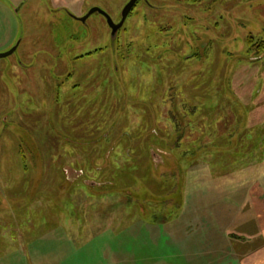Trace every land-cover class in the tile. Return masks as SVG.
<instances>
[{"label": "rangeland", "instance_id": "obj_1", "mask_svg": "<svg viewBox=\"0 0 264 264\" xmlns=\"http://www.w3.org/2000/svg\"><path fill=\"white\" fill-rule=\"evenodd\" d=\"M128 1L0 0V264L150 263L153 186L262 193L264 0H137L114 36L78 19Z\"/></svg>", "mask_w": 264, "mask_h": 264}, {"label": "crops", "instance_id": "obj_2", "mask_svg": "<svg viewBox=\"0 0 264 264\" xmlns=\"http://www.w3.org/2000/svg\"><path fill=\"white\" fill-rule=\"evenodd\" d=\"M256 184L262 193L252 185L224 192L208 182L200 183L198 197L185 193L173 219L146 229L152 245L166 250L153 247L152 262L145 264H264V180ZM228 185L222 178L221 187ZM132 258L119 253L114 264H137Z\"/></svg>", "mask_w": 264, "mask_h": 264}, {"label": "trees", "instance_id": "obj_3", "mask_svg": "<svg viewBox=\"0 0 264 264\" xmlns=\"http://www.w3.org/2000/svg\"><path fill=\"white\" fill-rule=\"evenodd\" d=\"M189 122L190 121H187V129H189V128H191V125H189ZM176 126L174 125V129L176 130L177 129V127L175 128ZM127 136H129V137H127V138H133V134L132 133H130L129 132V135H127ZM163 137L165 136V138H167L168 137V135H166V134H164V135H162ZM127 146H129L128 147V149H127ZM130 146H131V148H130ZM134 145H133V143L131 142V143H126V149L127 150H125L123 153H124V157H123V159H125V158H128V160H133V161H126V163L127 164H125V166H124V168H125V170L126 171H129L130 170V172H132V171H135L136 169L138 170V167L139 166H137L136 164H134V165H130L132 162H134V159L135 158H137L138 159V154H136V150L134 149V148H132ZM154 147V148H157L158 150H161V151H166V149H167V147H168V143H166V141H162V143L160 144V145H157V144H153V145H151L150 143H149V146L148 147H146V149H145V152H146V155H148L149 153V148H151V147ZM135 147V146H134ZM130 148V149H129ZM140 149V148H139ZM134 151H135V153H134ZM150 151H152V148H151V150ZM143 154H144V152H143ZM136 156V157H135ZM117 157V156H116ZM115 157V158H116ZM130 157H133V158H130ZM117 159H118V157H117ZM129 165V166H128ZM187 169H185V171H186ZM103 172V171H102ZM104 173V172H103ZM129 174V173H128ZM101 175V174H100ZM109 175V174H108ZM101 176H99V178H100ZM107 177V178H106ZM108 177L109 176H105L104 174H103V177H101V178H103V179H105V180H107V183L109 182L110 183V181H111V179L109 180L108 179ZM119 177V176H118ZM144 176L143 175H141L140 176V180H143V179H146V178H143ZM136 180H139V179H137L136 178ZM147 180V179H146ZM149 183H150V181L149 180H147ZM163 181H164V178H163ZM178 181V179H174L172 182H174V184H172V182H170V184L169 185H171V188H168V186H166L163 182H161V184H159L158 186H160V187H158V189H156V186L154 187L153 186V189L151 188V189H149V190H151V194L152 195H155L154 196V200L152 199V197H150V198H148L146 201H150V206L148 205V207H150V208H152V201H154L155 203V207L156 208H158L159 207V209H160V207L162 208L163 207V209H166V208H164V207H171L170 209H171V211L166 215V216H163V217H166V221H169V220H171V219H173L174 217H175V215H177V213H178V208L180 207V205L179 204H177V205H175V207L174 206H170V204H169V201L168 200H171L170 198H168L167 199V205H166V203H165V201H164V199L163 198H166L167 197V195L168 194H173L176 190H177V188H180V184H179V181ZM104 183H106V181H104ZM154 185V184H153ZM156 185V184H155ZM163 185H165V186H163ZM179 186V187H178ZM146 187H148V186H146ZM176 187V188H175ZM125 188H128V187H125ZM124 188V189H125ZM149 188V187H148ZM184 189H186V190H188V186L186 185L185 186V188ZM191 191H192V189H191ZM185 193H188L187 191L186 192H184V193H182V196L185 194ZM192 193H193V191H192ZM191 193V194H192ZM194 194V193H193ZM161 201V202H160ZM156 214V213H155ZM158 216V215H157ZM162 217V216H161ZM160 217V218H161ZM162 219V218H161ZM165 219V218H164Z\"/></svg>", "mask_w": 264, "mask_h": 264}, {"label": "water", "instance_id": "obj_4", "mask_svg": "<svg viewBox=\"0 0 264 264\" xmlns=\"http://www.w3.org/2000/svg\"><path fill=\"white\" fill-rule=\"evenodd\" d=\"M136 1L137 0H129L126 3V5L123 7V9L121 11V18H120L119 22H117V23L113 22L111 17L105 11H103L102 9L97 8V7L90 8L83 17L78 18V19L80 21L84 22L93 13L101 14L105 18V21L111 30V36H114L116 31L122 26L127 14L132 9V7L136 3ZM17 45H18V42L13 47L8 49L7 51L0 52V58H5V57L11 55L16 50Z\"/></svg>", "mask_w": 264, "mask_h": 264}]
</instances>
